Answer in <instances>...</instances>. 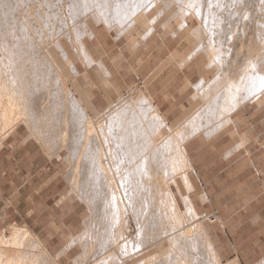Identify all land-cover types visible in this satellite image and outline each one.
<instances>
[{
	"label": "rangeland",
	"instance_id": "1",
	"mask_svg": "<svg viewBox=\"0 0 264 264\" xmlns=\"http://www.w3.org/2000/svg\"><path fill=\"white\" fill-rule=\"evenodd\" d=\"M68 1L72 2V0H0V52L2 51L0 55H4L2 57H5V53L8 52L6 54L7 56L10 52L9 50H6L5 52V47L2 46V43L5 44V42L2 41L7 40L10 41V44H12L11 40L13 42L16 39L14 35L18 34L17 30L15 29H19V26L23 24L24 26L22 27H24L27 36L30 39H33L32 41L34 42V44L35 41L37 42L35 44L36 46L34 45V47L36 48V61H34V63H36V66H38V62H40L41 65L38 67L35 66L36 68H32L31 63H29V65H31V69H34L33 71H31V69L27 65L28 62H26L27 64L25 63L24 65V67H27V69H25L23 65L22 68L20 67V73L24 74L23 77L25 78L22 80V82L24 84L26 83L24 85L26 87L17 85H15L14 87H10L21 91L20 94H16L19 95L20 98L15 95L14 98H11L12 102L11 100L9 101L10 98L8 99L7 97H5L7 95H5L4 92L5 90L8 91L7 88L9 87V85H7V87H0L2 89H0V109L2 110V112H4L2 107L9 104L6 102H10V104H13L12 107L14 108L16 107V104H18L20 108L16 107L17 110L20 109L21 111V108H23L21 113H19L20 111H17L20 115L15 112V110L10 111L8 114V111L12 109H9L6 114L4 112V115H2V113L0 114V139L3 135V138L0 140V168H5L9 173L1 180L0 186L2 190V196L5 199L6 207L9 205L12 197L14 198V196H16V194L13 196L14 190L23 185V188L20 190L19 195L15 199V201H18L19 203L18 209L20 211V214L8 208L5 210V215H0V249H5V256H8L5 258L7 259L12 257L13 259L11 260V262H13V264H148L154 263L155 261V264H165L166 262H168V257L163 254V252H167V254L169 255L171 253V255L169 256V260L171 261H169L170 264H184L183 262L186 260V264H198V256L196 255L199 249L198 246L201 243L202 239L203 241L205 239V243L206 239H209L207 240L209 241V244H206L211 246V250L209 251L211 256L206 255V259L208 261L210 260L209 262L206 261V263L211 262L229 264L232 261L237 260L238 264H256L261 261V259L264 258V84H262L264 80H261L262 83L259 82V87H254V89L258 88L257 90L255 89V92L253 91V93H255L256 95L252 94V91L249 93V91L245 90V87H243L245 83L243 81V76H245L246 73L253 72L252 65H255L254 57L258 52L255 46L256 44H258L259 31H256V33L255 30L251 26H249L250 24H247L248 22L246 24L245 22L242 23V18H240L242 16L239 17L240 20H238L237 22L231 21L232 26L230 25V22H225L228 20L223 19L225 20L224 23L220 24V22H215V19L212 21V17H209L207 18L209 21L206 18H203L205 21L207 20V23L202 19L204 21L202 23L203 27H210V25L219 24L221 28L223 27L225 30H227L226 32L229 33L225 32L227 35H225L224 38L220 36L216 39L215 37L217 36L212 38L205 32V35L207 34L206 36L203 33L200 34V31L198 29L200 25L198 22L200 21L196 15H193L195 14V10L192 9L193 7L191 6L190 2L188 3V0H162L164 1V3L160 1L154 7L150 6V2L148 3V1L150 0H142L144 5L146 2L148 3H146V5L148 7L150 6V10L147 8V6H145L144 8V5L142 6V4L139 3V5L141 4L139 7H143L144 9L140 8V11H142L140 12V14L142 13L143 16L140 14L136 15L135 17H142H137V19L134 17V15L136 14L135 12L137 8L139 9V7L134 6L138 5L137 3L140 1L133 3V1L135 0H132V2L129 0L130 2L128 1V4H136L132 7L130 6L131 4L128 5L126 3L127 7L130 6L128 9H124L126 7L124 5L127 0H123V2L122 0H118V2L116 3L115 1L117 0H109L108 2L107 0H100L102 4L100 1H96L98 4L100 3L99 7L102 6L103 8L104 6L105 8V11L104 8H100L99 12H97V8L99 7H96V2H89V4L93 5V7L88 6L87 2H81L82 4H80L79 2L77 5H75V8H72V4H70L71 2L69 3ZM224 1L225 0H223V2ZM48 2H51L52 4ZM249 2H251V0H249ZM252 2V5L249 3V6L251 8H254L256 7V4H262L263 0H253ZM108 3H110L111 6L115 5V10L114 6L111 7L110 5H108ZM118 3H121V8L117 6ZM224 3L227 4V2ZM244 3H246L245 0ZM201 6L205 8V5ZM7 7L10 8L11 14L5 19V8ZM66 7L67 10L65 9ZM108 8H111V11ZM194 8H198V5H194ZM131 9L136 10L132 11ZM159 9L160 13H158ZM162 9L164 10V12H162ZM69 10L71 13H69ZM72 10L73 12H75L74 14H77V16L73 14ZM90 10L92 11V14ZM83 11H85L86 14H84L85 12ZM95 11L99 14V16ZM103 11L104 14H102ZM113 11H115V14L113 13ZM138 11L139 10H137V12ZM109 12H111V14ZM105 13L106 15H108L106 16V18ZM93 14L95 16H93ZM84 15L85 17H83ZM109 15L113 16L110 17ZM115 15L118 16L116 17ZM102 16L104 17L102 18ZM22 17H25L26 19H23ZM31 17L33 18L31 19ZM94 17L98 21L94 22V20H96ZM152 17L154 19L156 18L157 22H153L154 20H152ZM99 19H101L102 22H99ZM113 19L114 21H112ZM107 20L109 23H111V25L107 24ZM126 20H128L129 22ZM15 21L18 22V24L20 23V21H22L23 23L19 25L17 24L15 26ZM244 21H246V19ZM114 22L116 24H114ZM181 24L182 26H180ZM238 24H240L241 27ZM5 25L8 27H17H13L15 28V34H13V31V33L10 32V40H8V34L5 35ZM126 25L128 27L124 29ZM131 25L133 26V28H136L133 30ZM149 26L150 28L152 27L151 29L154 31L148 28ZM111 27L112 29L114 27H119L120 29L117 28L118 30H112L110 29ZM188 27H190V29ZM128 29L130 30L129 33ZM148 29L151 31L148 32L149 34L151 33L150 35L146 33ZM26 30L28 31V33ZM124 30H127V34L123 33L125 32ZM194 31L196 32V34H194ZM251 32H255V35ZM117 34H120V36ZM121 34L125 35L122 36ZM142 34L144 35V37ZM239 34H241V36H239ZM194 35L198 37L196 38L194 37ZM135 36L136 39H134ZM244 36L247 39L246 41L244 38L240 39V37ZM5 37L8 38L6 39ZM12 37L13 39H15H11ZM225 37H227V39H225ZM253 37L255 40L253 39ZM140 38L141 40H139ZM200 38L205 40L201 41ZM248 38L251 39L249 40ZM220 39H222L223 41ZM79 40L81 41L79 42ZM138 40L141 43H139ZM197 40L200 42H198ZM211 40L212 42H214V45ZM216 40L218 42L222 41L223 44L221 46L223 49L221 48L222 50H215V53L213 55V52L211 53L208 50L210 49L209 47H214V49L217 48L219 43ZM252 40H254L255 42H253ZM136 41L137 44H135ZM215 42H217L218 45ZM80 43H83L85 49L82 45L81 49V47L79 46ZM200 43H202V45ZM56 44L60 45H58L60 47V50ZM204 44L206 46L205 48ZM206 44H209L210 46ZM200 45L201 49L199 48ZM227 45L229 47L226 49ZM78 46L80 48H78ZM207 46L208 52L205 51L207 49ZM80 49L84 52L87 51L86 53L87 55L89 54L88 56H90L91 59L87 57L86 58L89 59L90 63L85 58L86 53L80 51ZM195 50L198 51L197 55H193L196 54L194 53L196 52ZM36 51L40 54L37 55ZM223 51H225V54L227 51V53H231L227 54V56L225 54H222ZM216 52L218 54H216ZM210 53L211 56L209 55L208 57V54ZM44 54H47L45 55L46 59L44 58L45 61L43 60V58H40L38 61V58L43 57ZM188 54H192L193 58ZM221 54L228 57H224L227 60L221 58ZM48 56L49 60L47 59ZM219 57L225 62L220 60ZM186 59H188V63L185 62ZM182 61L185 62L184 65L182 64ZM48 62L50 63L48 64ZM213 62L215 66L213 65ZM221 62H224V64L226 63L225 65L223 64L225 67H222V69H220V66L222 65ZM41 63H43L44 65L42 66ZM101 63L109 72L108 76H106L104 72H102L103 70L100 66ZM209 64L210 67H208ZM211 65H213L214 67L212 68ZM247 65H250L251 67L248 69ZM2 67L3 71L5 69V72H7L5 66L3 65ZM217 67L219 68L217 69ZM23 69H25V73ZM246 69H248V71ZM216 71H218L219 74L218 72L216 73ZM254 71L255 72L253 73H256L258 72V69L254 67ZM5 72L3 75L4 78L2 77L4 80H6V78H8L9 76L8 73H6L5 76ZM42 72L45 74H43ZM110 72L112 73V76H110ZM26 74L27 77H29V81L28 79L26 80ZM215 74L216 77H214ZM218 75L219 77H217ZM220 75L222 77L224 76L225 81H223L226 84L222 81V77ZM220 77L221 79H219ZM21 79L22 77L19 80ZM235 79H238L236 83L233 82ZM217 80L219 81L218 84L220 83L219 86L216 84ZM195 82L197 83L198 87H202H199V89L196 88L197 85ZM204 82L207 83L208 86ZM214 82L216 83L214 84ZM222 82L225 85H223ZM212 83L214 84L213 86H211ZM5 84L7 83L5 82L4 86ZM221 85L222 87L219 89H221L222 93L219 92V89H217ZM230 85L232 87H230ZM203 87L206 89H209L210 87L211 91H209L210 89H205V91L207 92L204 91L203 93V91H201V89H204ZM236 87L237 89H235ZM222 88L225 91L222 90ZM259 88L261 90L263 88V90L261 91ZM22 89L23 91H25V94ZM254 89L252 88V90ZM68 90L71 93L70 96ZM242 90L244 91L242 92ZM212 91L215 93V97L217 96L216 99L213 98L214 93ZM217 91L220 93V97L225 94L223 95V97H221V100ZM232 91L233 93L234 91L236 93L232 94ZM246 91L252 96V98L249 95V97L246 96ZM66 92L68 94H66ZM256 92H258L259 96ZM205 93L208 94L206 95ZM228 93L232 95L230 96ZM202 94L206 97H204ZM244 95L245 99L246 97L250 99H248V102L240 99V97L242 98V96L244 97ZM202 96L205 99L202 98ZM226 96H229L228 100L226 99ZM71 97L72 99H70ZM255 97L258 99H256ZM75 99H79V101H73ZM149 99L152 102L149 101ZM208 99L210 100V102ZM222 99L224 102L222 101ZM146 100L151 103L154 111H158L157 114L159 113L158 115H161L162 119L164 117L161 124L162 127H160V124H156L153 122V119L150 116V110H152V108H150V106L148 108L149 102L145 103L147 102ZM206 100L211 105V108L209 105H207V102H205V105H207V107L203 105L204 101ZM213 100L214 102H216L214 103ZM218 100L220 101V104H217ZM238 100H240V103L241 101H243L244 103L242 102V105L239 102L234 103V101ZM236 103L238 105H236ZM23 104L26 107H23ZM71 104L74 105L72 106ZM220 105H222L223 108H221L223 110L219 107ZM10 106L11 105H8V107ZM75 106H77L79 110ZM231 106L233 107L231 108ZM129 107L134 110L132 114L131 112H128ZM202 107L203 111L208 112L204 113L202 111ZM83 109L84 111H82ZM213 109L215 112H212ZM233 109L234 111L232 112ZM77 110L79 115L77 114ZM103 111L106 112L104 113ZM121 111L123 115H121ZM209 111H211L212 113ZM217 111L218 113H216ZM226 111L228 112L227 116L230 118L229 123L226 126L219 128L220 131L216 133L213 132V134L211 135L210 132L215 131L217 126H219V124L223 122L224 119L222 118L226 116ZM136 112L139 113V115H137ZM201 112L204 113H202V116ZM114 113H118L119 115L117 114V116L119 117L120 115L124 116L125 123H123L122 125L120 123V126L122 127L121 129L124 130H120L118 124L116 123V125L114 126L115 130H112L114 131V135H108V143L111 144L109 145L107 143V146L109 145L111 148L108 149V147L106 146V142H104V139L102 137H104L105 133H107L104 129L109 127V122L111 120L109 119V117H111ZM207 115L209 116L207 117ZM215 115L217 117H215ZM139 116L143 118V121ZM144 116L148 120L144 118ZM196 116L197 118L195 119L194 117ZM198 116L201 120L198 118ZM128 117L133 118L128 119ZM5 118L8 120H6ZM75 119H77L80 123ZM95 119L96 121H94ZM150 119H152L151 122ZM192 119L195 120L192 121ZM210 119H214L211 122L212 125H214V130L211 127L212 125L210 124ZM196 120L197 123H195ZM199 120L201 122H199ZM217 121H219L220 123H217ZM142 122L144 124H141ZM133 123L134 125H132ZM204 123H206L207 127ZM208 123L209 125H207ZM75 124H77V127H74ZM191 124L192 126H189ZM71 125L74 126L71 127ZM105 125H107V127ZM151 125L153 126V128L151 127ZM203 126L205 127L203 128ZM127 127L128 129L130 128V130H128ZM137 127H139V129ZM146 127H148V130L145 129ZM154 127L156 128V130ZM200 127H202L203 129ZM187 128L190 129L188 130ZM150 129L152 130V132L150 131L152 134L149 132ZM206 129L209 131H205ZM200 130L204 131L202 132ZM87 131H89L90 136L88 135ZM120 131L124 132L125 134ZM181 131L183 132V135L187 134L186 136L192 133H199L196 136L193 135V137L185 143V147L188 151L187 159L190 160V169L189 166H186V168H188L185 169L184 167V171L182 168L185 165L183 163V160H185L186 155L183 156V150H178V146H176L179 142H181L183 138H185V136L182 135ZM172 132L174 136L172 135ZM96 133L99 134L96 135ZM118 133L121 134V137H123L124 139L126 138L132 141H139L144 149H146L147 146L145 143L146 141L150 142L153 140L154 146L157 142L163 140V144L165 142L164 147L167 148H165V153L170 151V160H168V164L166 163V166L168 167L166 168L165 166L168 172L166 169H163V174H160L161 178L163 177V180L165 174L169 177H166L164 186L162 185V194H160L161 199H159V202H163L162 204H168L171 208V213L170 211L167 212V210L163 209L164 213H162L163 215H161L160 212H158L157 207L155 206H153L154 209H152L151 207L153 211L151 209H148L149 215L147 217V220H150L149 218H151V220L146 221V224H141L143 223L144 219L146 220V217H143L142 221L140 219L139 222H137L141 225L142 228H147L142 229L139 225V227L143 231H145L146 234H144L145 232H143L142 230V233L140 230L136 231L138 228V224L136 223L135 219H137V217H135L133 213H139V210L135 208V205L133 206L134 208H132L133 210L131 209L133 201L130 200L131 198H129V196H132L129 192V188L132 187V185L123 176L124 171H126L125 167L121 168L123 167L121 165L128 166V163L122 162L121 164L120 162L113 159V155L116 151L112 150H114L113 148L116 145L112 144V140H114V138L116 137L115 134L117 135ZM149 134H151L150 136H152V140L151 137H148ZM207 134H210L209 137ZM75 135L79 136V138ZM131 135L132 137L130 138ZM96 136L98 137V139ZM170 137L172 138L171 140ZM109 138L111 139V142ZM148 138L150 140H148ZM86 140L88 141L86 142ZM103 145L106 146L107 151L106 149H104L105 146L103 147ZM91 163L94 165L95 163H98L100 169L98 171L99 174L101 173L99 175L98 185L90 183V181L88 182V184L85 183L87 181V178L92 180L90 176V170L92 168ZM180 164L182 166H180ZM194 165L199 172L198 177L194 173ZM183 172H186L190 177L192 182V190H190V188L186 189L187 186L184 184L182 176H179L182 175ZM172 174L173 178L171 177ZM66 176L68 179L66 178ZM10 181L13 182L11 183ZM99 185L101 188L99 187ZM204 187L207 189L206 193L203 190ZM90 188H92V190ZM93 188H97V190H100V192L94 191ZM167 193H169L170 195ZM100 194L105 197V199H103ZM171 194L176 203V207L174 206V201L171 198ZM202 194H204V196ZM85 195H87V197ZM90 195H95L98 197L93 199ZM115 195L116 197L119 196V198H116L117 200L115 199L118 202H116L113 198L115 197ZM186 195H189L192 199L197 214L193 209V205H190L189 201L185 198ZM165 199H167L168 202L165 203ZM185 201H187L188 203H186ZM103 202H106V204ZM117 203L119 205H117ZM188 204L190 205V207H192V210H190ZM126 205L128 206V208ZM115 207H118V209ZM149 210H151L152 212H150ZM129 211L131 212L129 213ZM188 211L189 213H191V211L192 213L194 212L193 215L189 214ZM173 212H176L177 215ZM179 214L183 218H181ZM163 218L167 219L163 220ZM176 218H178L177 220L179 222L176 220ZM181 219H183V221ZM162 221L166 222L163 224ZM193 221L195 222V224ZM176 225H178L179 228H177ZM161 226H163L162 229ZM179 229L180 233L178 234ZM183 231H185V233L188 235H184L185 233ZM196 231L198 232L197 235ZM201 231L204 233H202ZM170 232L172 234H170ZM175 232L177 233L174 235ZM189 232L191 235L189 234ZM200 233L203 234V237L205 236L207 238L198 236V234ZM139 235L142 237L146 236V239L145 237H139ZM178 235H180V237ZM172 236L173 238H171ZM189 236L192 237L189 238ZM200 237L202 238L201 240H199ZM172 239L174 241H172ZM195 239H197V241H195ZM159 244L161 247L159 246ZM257 244L259 245L257 246ZM175 249L177 252L174 251ZM168 250H171V252H168ZM193 250L196 251L194 252ZM213 251L215 253V258L218 259H214ZM179 252H181V254ZM172 254L174 255V257H171ZM208 256H210L212 260ZM163 257L164 259H162ZM182 258H185L186 260ZM157 259H159L158 262ZM11 262L10 264H12Z\"/></svg>",
	"mask_w": 264,
	"mask_h": 264
},
{
	"label": "bare ground",
	"instance_id": "2",
	"mask_svg": "<svg viewBox=\"0 0 264 264\" xmlns=\"http://www.w3.org/2000/svg\"><path fill=\"white\" fill-rule=\"evenodd\" d=\"M49 1V0H48ZM51 1V0H50ZM96 1H100V0H72V2L71 1H68L70 4H72V8H75V5H77L79 2H80V4H82L83 2H87L88 3V6H91V7H93V5H90L89 4V2H96ZM102 1V0H101ZM100 1V2H101ZM104 1V0H103ZM109 0H107V2H108ZM112 1V0H111ZM115 1V0H114ZM113 1V2H114ZM128 1L129 0H127L126 2H125V5L124 6H126V3L128 4ZM131 2H132V0H130ZM129 1V2H130ZM138 1H140V2H138ZM142 0H135V1H133V3L134 2H138L137 4L138 5H136V6H134L135 4H131V3H129V4H131L130 6H134V7H139L141 4H142V6L144 5L143 4V1L141 2ZM146 1H148V0H146ZM145 1V2H146ZM160 1H162V0H150V1H148V3L150 2V6L151 7H154V6H156L157 4H158V2H160ZM246 1V3H244V0H225L224 2H227V4H225L224 2H223V0H188V3L190 2L191 3V6L193 7L192 9H194L195 10V14H193L194 16L196 15L197 16V18L199 19V21L200 22H198L200 25H199V27H198V29H199V31H200V34H204L205 35V33H207L208 35H210L212 38L213 37H215V36H217V37H215V39L216 38H219L220 36H222L223 38H224V36L225 35H227L226 33H229V32H226L227 30H225L223 27L221 28L220 26H219V24L218 25H216V24H214V25H210V27H203V22L205 21L204 19L206 18H209V17H212V21L215 19L216 21L215 22H220V24L221 23H224V21L225 20H228V21H225V22H230V25H231V21H233V22H237L238 20H240L239 19V17L240 16H242V17H240V18H242V23H244L245 22V24L247 23L249 26H251L254 30H255V32L257 31H259V35H258V44H256V49L258 50V52H257V54L255 55V57H254V59H255V65H252V69H253V72H255L254 71V67L255 68H257L258 69V72H256V73H251V72H249V73H246V75L245 76H243L244 77V82H241V83H244V85H243V87H245V90H247V91H249V93L252 91V94H255V93H253V91L255 92L256 90L254 89V87H259V82H261L262 83V81L264 80L263 79V77H264V0H263V3L261 4H256V7H250L249 5L251 4V2L253 1V0H251V2H249V0H245ZM260 1V0H259ZM75 2H77V3H74ZM82 2V3H81ZM106 2V3H107ZM116 2H118V0L117 1H115V3ZM122 2H123V0H122ZM144 2V3H145ZM163 3H164V1H162ZM169 2V1H168ZM257 2V1H256ZM255 2V3H256ZM48 3H51V2H48ZM105 3V4H106ZM111 3V2H110ZM110 3H108V5H110ZM139 3H141L140 5H139ZM147 3V2H146ZM146 3H145V5H144V8H145V6H147L146 5ZM147 3V4H148ZM250 3V4H249ZM252 3H254V2H252ZM52 4V3H51ZM86 4V3H85ZM100 4V3H99ZM99 4L96 2V7H99ZM101 4H102V2H101ZM112 4V3H111ZM128 4V5H129ZM160 4V3H159ZM198 5V8H194V5ZM225 4V5H224ZM117 5V4H116ZM163 5V4H162ZM201 5H205V8H203ZM252 5V4H251ZM18 6V5H17ZM68 6V5H67ZM87 6V7H88ZM111 6V5H110ZM112 6H114V10H115V5H112ZM111 6V7H112ZM119 8H121L120 6H121V3L119 4L118 3V5H117ZM130 6H126L124 9H128ZM150 6L148 7L147 6V8L149 9L150 8ZM65 7V6H64ZM79 7V6H78ZM161 7V6H160ZM164 7V6H163ZM165 7H167V6H165ZM180 7V6H179ZM178 7V8H179ZM186 7H187V5H186ZM190 7V6H189ZM29 8V7H28ZM89 8V7H88ZM100 8H102V6L101 7H99V8H97L98 10H97V12H99V10H100ZM103 8H104V6H103ZM102 8V9H103ZM140 8H143V7H139V9L137 8V10H139L138 12H137V10L136 9H134V10H136V14L134 15V17L136 16V15H139L140 14V12H142V11H140ZM143 8V9H144ZM146 8V9H147ZM170 8V7H169ZM177 8V9H178ZM203 8V9H202ZM30 9V8H29ZM51 9V8H50ZM66 10H67V7L65 8ZM69 9V8H68ZM85 9H86V7H85ZM84 9V10H85ZM90 9V8H89ZM88 9V10H89ZM95 9V8H94ZM108 9H110V11H111V8H108ZM118 9V8H117ZM145 9V10H146ZM164 9V8H163ZM162 9V10H163ZM38 10V9H37ZM91 10H92V8H91ZM90 10V11H91ZM121 10V9H120ZM119 10V11H120ZM132 10V9H131ZM131 10H129V11H131ZM134 10H132V11H134ZM144 10V11H145ZM150 10V9H149ZM168 10V9H167ZM180 10H181V8H180ZM183 10V9H182ZM78 11V10H77ZM94 11V10H93ZM104 11H105V8H104ZM104 11H103V13L102 14H104ZM143 11V12H144ZM18 12V11H17ZM72 12H73V10H72ZM80 12V11H79ZM83 12H85V11H83ZM88 12V11H87ZM96 12V11H95ZM96 12V13H97ZM115 11H113V13H114ZM128 12V11H127ZM162 12H164V10L162 11ZM172 12V11H171ZM170 12V13H171ZM182 12V11H181ZM28 13V12H27ZM69 13H71L70 12V10H69ZM75 12H73V14H74ZM78 13V12H77ZM90 13V12H89ZM88 13V14H89ZM110 14H111V12H109ZM125 13V12H124ZM124 13H123V15H124ZM158 13H160V9H159V12ZM184 13V12H183ZM11 14V11H10V8H5V19L9 16ZM21 14V13H20ZM40 14V13H39ZM82 14V13H81ZM84 14H86V12L84 13ZM91 14H92V11H91ZM95 14V13H94ZM93 14V16H95ZM98 14V13H97ZM101 14V13H100ZM115 14V13H114ZM113 14V15H114ZM118 14V13H117ZM120 14V13H119ZM128 14V13H127ZM144 14V13H143ZM22 15V14H21ZM29 15V14H28ZM75 16H77V14H74ZM112 15V16H113ZM126 15V14H125ZM140 15H142V13L140 14ZM164 15V14H163ZM165 15H166V13H165ZM177 15V14H176ZM188 15V14H187ZM18 16V15H17ZM16 16V17H17ZM20 16V15H19ZM33 16V15H32ZM37 16V15H36ZM71 16V15H70ZM92 16V17H93ZM97 16V15H96ZM98 16H99V14H98ZM106 16H108V15H106V13H105V18H106ZM110 17H112L111 15H109ZM116 17L118 16V15H115ZM121 16V15H120ZM130 16H131V14H130ZM143 16V15H142ZM156 16V15H155ZM180 16H181V14H180ZM34 17V16H33ZM33 17H31V19L33 18ZM42 17H43V15H42ZM73 17V16H72ZM83 17H85V15L83 16ZM104 16H102V18H103ZM127 17V16H126ZM137 17H140V16H137ZM137 17H135L136 19H137ZM145 17V16H144ZM167 17V16H166ZM165 17V18H166ZM190 17V16H189ZM193 17V16H192ZM20 18V17H19ZM18 18V19H19ZM23 18V17H22ZM76 18V17H75ZM95 18V17H94ZM98 18V17H97ZM100 18V17H99ZM101 18V19H102ZM104 18V19H105ZM114 18V17H113ZM121 18H123V17H121ZM129 18V17H128ZM140 18H142V17H140ZM139 18V19H140ZM153 18V17H152ZM180 18V17H179ZM183 18V17H182ZM204 18V19H203ZM23 19H26L25 17L23 18ZM35 19V18H34ZM33 19V20H34ZM96 19V18H95ZM101 19H99L100 21L99 22H102L101 21ZM109 19V18H108ZM119 19V18H118ZM123 19H125V18H123ZM132 19V18H131ZM134 19V18H133ZM147 19V18H146ZM145 19V20H146ZM161 19V18H160ZM197 19V20H198ZM204 21H203V20ZM223 19H225V20H223ZM246 19V21H244ZM16 20V19H15ZM22 20V19H21ZM28 20V19H27ZM26 20V21H27ZM32 20V21H33ZM111 20V19H110ZM152 20H154L153 22H155L156 21V18L154 19H152ZM159 20V19H158ZM182 20V19H181ZM208 20V19H207ZM207 20L205 21L206 23H207ZM25 21V22H26ZM31 21V22H32ZM71 21V20H70ZM81 21V20H80ZM95 21H98L97 19L96 20H94V22ZM112 21H114V19L112 20ZM122 21V20H121ZM126 21H128V20H126ZM126 21H124V22H126ZM133 21V20H132ZM132 21H130V22H132ZM209 21V20H208ZM210 21H211V19H210ZM16 22V21H15ZM116 22V21H115ZM114 22V24H116ZM129 22V21H128ZM128 22H126V23H128ZM134 22V21H133ZM140 22V21H139ZM138 22V23H139ZM157 22V21H156ZM214 22V23H215ZM23 22L22 21H20V23L19 24H22ZM97 23V22H96ZM135 23V22H134ZM209 23V22H208ZM211 23H213V22H211ZM240 23V22H239ZM10 24V23H9ZM15 24V23H14ZM18 24V22H16V24H15V26ZM18 24V25H19ZM105 24H106V22H105ZM107 24H109V25H111V23H109L108 22V20H107ZM136 24V23H135ZM135 24H134V26H135ZM141 24V23H140ZM205 24V23H204ZM226 24V23H225ZM233 24V23H232ZM236 24V23H235ZM79 25H80V23H79ZM164 25H166V24H164ZM207 25V24H206ZM239 26H240V24H238ZM6 26V25H5ZM15 26H13V27H15ZM22 26H24L23 24L22 25H20L19 26V29H15V28H17V27H15V28H13V27H8V26H6L5 27V35H7L8 34V36H9V38L8 37H5L6 39L8 38V40H10V32H14V29L15 30H17V35L15 34L16 32H12L13 34H15L14 36L16 37V39L14 40L13 39V37L11 38V39H13L14 41L12 42V40H11V43L12 44H10V41H7V40H3L2 42H5V44L4 43H2V46H4L5 47V52H6V50H9L10 52H9V54L6 56V54L8 53V52H6L5 53V57H2V56H4V55H0V87L2 88V87H7V85H9V87L7 88L8 89V91H4L5 92V95H7V96H5V97H7L8 99H9V101L11 100V102H12V99L11 98H14V96L16 95V94H20V90H17V89H15V88H10V87H14L15 85H17V86H24L25 84L22 82V80L23 79H25L24 77H23V75L24 74H21L20 73V67L22 68V65H23V67H24V65H25V63L26 62H28V66H29V68L31 69V65H32V68H34L37 64L36 63H34V61H36V55H35V50H36V48L34 47V45L37 43L36 41H35V44H34V42L32 41L33 39H30L28 36H27V34H26V32H25V30H24V27H22ZM31 26V25H30ZM41 26V25H40ZM105 26V25H104ZM128 26H129V24H128ZM127 25L125 26V28L124 29H126L127 27H128ZM132 26V25H131ZM130 26V27H131ZM180 26H182V24L180 25ZM198 26V25H197ZM232 26V25H231ZM249 26H248V28H249ZM67 27H68V25H67ZM106 27V26H105ZM108 27V26H107ZM124 27V26H123ZM166 27V26H165ZM164 27V28H165ZM170 27V26H169ZM241 27V26H240ZM37 28H39V27H37ZM117 28H119V27H114L113 29H116V30H118ZM121 28H122V26H121ZM136 28V27H135ZM135 28H133V26H132V29L134 30ZM148 28H150V26L148 27ZM152 28V27H151ZM150 28V29H151ZM189 29H190V27H188ZM50 29V28H49ZM74 29V28H73ZM110 29H112V27L110 28ZM112 29V30H113ZM120 29V28H119ZM131 29V28H130ZM154 29V28H153ZM170 29V28H169ZM193 29V28H192ZM224 29V30H223ZM152 30V29H151ZM206 30V31H205ZM207 30H208V32H207ZM27 31V30H26ZM29 31H31V30H29ZM125 32H123V33H126V31L127 30H124ZM129 29H128V33H129ZM136 31V30H135ZM152 31H154V30H152ZM178 31V30H177ZM185 31V30H184ZM79 32V31H78ZM121 32V31H120ZM148 32H151L149 29H148V31L146 32V33H148ZM192 32V31H191ZM195 32V31H194ZM205 32V33H204ZM226 32V33H225ZM233 32V31H232ZM244 32H245V30H244ZM254 32V33H255ZM256 32V33H257ZM4 33V32H3ZM27 33H28V31H27ZM82 33V32H81ZM117 33H118V31H117ZM199 33V32H198ZM210 33V34H209ZM231 33V32H230ZM234 33H236V32H234ZM243 33V32H242ZM251 33H253V32H251ZM253 33V34H254ZM89 34V33H88ZM116 34V33H115ZM127 34V33H126ZM149 34V33H148ZM151 34V33H150ZM149 34V35H150ZM194 34H196V32L194 33ZM206 34V35H207ZM232 34V33H231ZM252 34V35H253ZM1 35V34H0ZM31 35V34H30ZM62 35V34H61ZM80 35V34H79ZM117 35H119L120 36V34H117ZM122 36H124L125 34H121ZM129 35V34H128ZM140 35V34H139ZM143 35V34H142ZM147 35V34H146ZM205 35V36H206ZM237 35V34H236ZM255 35V34H254ZM49 36V35H48ZM148 36V35H147ZM201 36H203V35H201ZM228 36H229V34H228ZM239 36H241V34H239ZM250 36V35H249ZM257 36V35H256ZM31 37V36H30ZM34 37V36H33ZM79 37V36H78ZM93 37V36H92ZM137 37H138V35H137ZM140 37V36H139ZM142 37V36H141ZM143 37H144V35H143ZM191 37H192V35H191ZM194 37H196L195 35H194ZM198 37V36H197ZM196 37V38H197ZM41 38V37H40ZM72 38V37H71ZM131 38V37H130ZM146 38V37H145ZM145 38H143V39H145ZM189 38V37H188ZM196 38H195V40H196ZM211 38V39H212ZM230 38H231V35H230ZM241 38H244L245 39V41L247 40L246 38H245V36L244 37H240V39ZM4 39V38H3ZM79 39V38H78ZM134 39H136V36L134 37ZM201 39V38H200ZM225 39H227V37H225ZM239 39V38H238ZM249 39V38H248ZM251 39V38H250ZM249 39V40H250ZM253 39H254V37H253ZM257 39V38H256ZM2 40V39H1ZM35 40V39H34ZM139 40H141V38L139 39ZM139 40H138V42H139ZM194 40V39H193ZM199 40V39H198ZM197 40V41H198ZM205 40V39H204ZM203 39H201V41H204ZM214 40V39H213ZM217 40H219V39H217ZM216 40V41H217ZM220 40H222V39H220ZM229 40V39H228ZM255 40V39H254ZM254 40H252L253 42H255ZM43 41V40H42ZM77 41V40H76ZM81 40H79V42H80ZM116 41V40H115ZM131 41V40H130ZM223 41V40H222ZM222 41L221 42H218L219 43V45L217 44V42H215L217 45V48H215L214 49V47H209L210 49L208 50V46H207V49L205 50V51H209V52H213V55H214V53H215V50H222L223 48H222ZM226 41V40H225ZM234 41V40H233ZM236 41V40H235ZM238 41H240V40H238ZM198 42H200V41H198ZM211 42H212V40H211ZM210 42V43H211ZM249 42V41H248ZM58 43V42H57ZM70 43V42H69ZM75 43V42H74ZM73 43V44H74ZM133 43V42H132ZM135 43V42H134ZM139 43H141V42H139ZM138 43V44H139ZM213 43V45H214V42H212ZM233 43V42H232ZM4 44V45H3ZM9 44V45H8ZM135 44H137V41H136V43ZM195 44V43H194ZM201 45H202V43H200ZM38 45H40V44H38ZM57 45V44H56ZM59 45V44H58ZM57 45V46H58ZM81 45L83 46V43L81 44L80 43V47H81ZM196 45H197V42H196ZM199 45V44H198ZM201 45H200V49H201ZM206 45H209V44H206ZM225 45V44H224ZM231 45V44H230ZM36 46V45H35ZM60 46V45H59ZM58 46V48H59V50H60V47ZM78 46V48H80ZM210 46V45H209ZM3 47V48H4ZM40 47V46H39ZM132 47V46H131ZM196 47V46H195ZM206 46H205V44H204V48H205ZM229 46L227 45V47H226V49L228 48ZM35 48V49H34ZM83 48L85 49V47L83 46ZM203 48V49H204ZM222 48V49H221ZM40 49V48H39ZM46 49V48H45ZM81 49H82V47H81ZM80 49V51H83V50H81ZM132 49V48H131ZM200 49H197V50H200ZM3 50V51H4ZM37 50H38V48H37ZM61 50H62V48H61ZM197 50H195L196 52H194V53H196V54H193V55H197V53H198V51ZM79 51V50H78ZM79 51V52H80ZM207 51V52H208ZM62 52V51H61ZM84 52V51H83ZM87 52V51H86ZM86 52H84V53H86ZM193 52V51H192ZM206 52V53H207ZM225 51H223V53L222 54H225L224 53ZM228 52V51H227ZM226 52V54L225 55H227V54H229V53H231V52H229V53H227ZM0 53H2V51L0 52ZM36 53H37V55L38 54H40V53H38L37 51H36ZM47 53V52H46ZM63 53V52H62ZM82 53V52H81ZM83 53V54H84ZM211 53L210 54H208V57H209V55L211 56ZM64 54V53H63ZM62 54V55H63ZM216 54H218L217 52H216ZM221 54V58H228V57H226L225 55L223 56ZM45 55H47V54H44L43 55V57H39L38 58V61H39V59L40 58H43V60H44V58L46 59V56ZM78 55H80V54H78ZM89 55V54H88ZM87 55V53H86V56H85V58L87 57V58H90L91 59V57L90 56H88ZM188 55H190V54H188ZM42 56V55H41ZM190 56H192V54L190 55ZM216 56V55H215ZM228 56V55H227ZM80 57V56H79ZM214 57V56H213ZM84 58V59H85ZM86 58V59H87ZM189 58V57H188ZM191 58V57H190ZM192 58H193V56H192ZM191 58V59H192ZM224 58V60H227V59H225ZM48 60H49V56H48V58H47ZM51 59V58H50ZM190 59V60H191ZM215 59V58H214ZM219 59H220V57H219ZM253 59V58H252ZM52 60V59H51ZM88 61H89V59H87ZM185 60V59H184ZM189 60V61H190ZM209 60H210V58H209ZM220 60H222V61H224L223 59H220ZM248 60V59H247ZM45 61V60H44ZM92 61V60H91ZM188 61V59H186V61L185 62H187ZM52 62V61H51ZM84 62V61H83ZM100 62V61H99ZM98 62V63H99ZM225 62V61H224ZM224 62L222 63L221 62V64L223 65L224 64ZM249 62V61H248ZM252 62V61H251ZM29 63H31V65H29ZM39 63V65L38 66H41L40 65V62H38ZM50 62H48V64H49ZM89 63H90V61H89ZM182 63H183V61H182ZM188 63V62H187ZM208 63H209V61H208ZM212 63V62H211ZM42 64V66L44 65L43 63H41ZM56 64V63H55ZM70 64V63H69ZM183 64H185V63H183ZM226 64V63H225ZM224 64V65H225ZM249 64V63H248ZM252 64V63H251ZM250 64V65H251ZM5 66V68H6V71L7 72H5V69H4V71H3V67L2 66ZM26 65V66H27ZM45 65H46V63H45ZM52 65V64H51ZM89 65V64H88ZM102 65V64H101ZM208 65V64H207ZM213 65H214V62H213ZM213 65H211L212 66V68L215 66H213ZM217 65H218V60H217ZM220 65V64H219ZM220 66L221 68L220 69H222V67H225L224 65L223 66ZM250 65H247V68L249 69L251 66ZM38 66H36V67H38ZM70 66H72V65H70ZM99 66V65H98ZM180 66H181V64H180ZM228 66H229V64H228ZM35 67V68H36ZM53 67V66H52ZM90 67V66H89ZM100 67V66H99ZM208 67H210V64H209V66ZM25 68V67H24ZM101 68H104L105 69V67H101ZM101 68H100V70H101ZM181 68V67H180ZM219 67H217V69H218ZM227 68V67H226ZM230 68V67H229ZM25 69H27V67L25 68ZM25 69H23V71L25 70ZM30 69H28V70H30ZM53 69V68H52ZM52 69H51V71H52ZM248 69H246L247 71H248ZM14 70V71H13ZM34 70V69H33ZM32 69H31V71H33ZM38 70V69H37ZM44 70V69H43ZM57 70V69H56ZM103 70V69H102ZM30 71V72H31ZM39 71V70H38ZM59 71V70H58ZM221 71H225V70H221ZM229 71V70H228ZM4 72H5V76H6V73H8L9 74V76H8V78H6V80H4L3 78H4ZM22 72V71H21ZM29 72V73H30ZM35 72H36V70H35ZM55 72H57V71H55ZM102 72H104V71H102ZM101 72V73H102ZM218 71H216V73H217ZM235 72V71H234ZM24 73H25V71H24ZM33 73V72H32ZM43 73V72H42ZM106 72H104V74H105ZM230 73V72H229ZM232 73V72H231ZM242 73V72H241ZM21 74V75H20ZM43 74H45V73H43ZM43 74H42V77H43ZM56 74V73H55ZM103 74V73H102ZM218 74H219V72H218ZM31 75V74H30ZM47 75H48V73H47ZM58 75V74H57ZM106 75H107V73H106ZM109 75V74H108ZM29 76V75H28ZM221 76V75H220ZM3 77V78H2ZM22 77V79L21 80H19L20 78ZM25 77H27V74H26V76ZM59 77V76H58ZM214 77H216V74H215V76ZM217 77H219V75L217 76ZM222 77V76H221ZM221 77L219 78V79H221ZM29 77H27L26 78V80L28 79ZM32 78H33V76H32ZM236 78V77H235ZM237 78H238V76H237ZM31 79V78H30ZM45 79V78H44ZM57 79V78H56ZM104 79V78H103ZM234 79V78H233ZM107 80V79H106ZM199 80V79H198ZM224 80V76L222 77V81ZM238 80V79H237ZM236 79L233 81L234 83H236V81H237ZM262 80V81H261ZM7 83V84H5V86H4V83L5 82ZM20 81V82H19ZM25 81V80H24ZM28 81H29V79H28ZM47 81V80H46ZM61 81V80H60ZM205 81V80H204ZM225 81V80H224ZM223 81V82H224ZM53 82V81H52ZM103 82V81H102ZM199 82V81H198ZM207 82V81H206ZM217 82V83H216ZM216 82H214V84L216 83L218 86H219V84H218V80L216 81ZM223 82H222V84H223ZM227 82V81H226ZM34 83V82H33ZM196 83V82H195ZM201 83V82H200ZM205 83V82H204ZM209 83V82H208ZM225 83V82H224ZM228 83V82H227ZM233 83V84H234ZM256 83H257V85H256ZM44 84V83H43ZM50 84V83H49ZM205 84H207V83H205ZM213 83H212V85L211 84H209V85H211V86H213L214 85ZM226 84V83H225ZM225 84H223V85H225ZM231 84V83H230ZM259 84V85H258ZM262 84H264V82L262 83ZM261 84V85H262ZM45 85V84H44ZM43 85V86H44ZM196 85H197V83H196ZM195 85V86H196ZM202 85H203V83H202ZM238 85H239V82H238ZM237 85V86H238ZM241 85V84H240ZM256 85V86H255ZM31 86V85H30ZM42 86V87H43ZM55 86V85H54ZM194 86V85H193ZM207 86H208V84H207ZM210 86V87H211ZM216 86V85H215ZM22 87H20V88H22ZM24 87H26V86H24ZM200 87V86H199ZM199 87H198V85H197V87L196 88H198L199 89ZM202 87V86H201ZM200 87V88H201ZM205 87V86H204ZM203 87V88H204ZM209 87V91H211V88ZM222 87V85L220 86V87H218L217 89H219V88H221ZM230 87H232L231 85H230ZM263 87V86H262ZM0 88V89H1ZM16 88H18V87H16ZM29 88V87H28ZM33 88V87H32ZM61 88V87H60ZM195 88V89H196ZM234 88V87H233ZM241 88V87H240ZM252 88L254 89V90H252ZM6 89V88H5ZM46 89V88H45ZM50 89V88H49ZM52 89V88H51ZM205 89L206 88H204L203 90L201 89V91H203V93H204V91H205ZM206 89V90H207ZM213 89V88H212ZM235 89H237V87L235 88ZM235 89H232V90H235ZM260 89V88H259ZM2 90V89H1ZM4 90V89H3ZM40 90V89H39ZM47 90V89H46ZM220 91L219 92H221V89H219ZM222 90H224L223 88H222ZM261 90V89H260ZM262 90H263V88H262ZM261 90V91H262ZM22 91H23V89H22ZM198 91V90H197ZM200 91V92H201ZM225 91V90H224ZM228 91H229V89H228ZM244 90H242V92H243ZM247 91L245 92V94L247 93ZM24 92V94H25V91H23ZM33 92V91H32ZM48 92V91H47ZM68 92H69V90H68ZM200 92H199V94H200ZM205 92H207V91H205ZM213 92V91H212ZM218 92V91H217ZM218 92V93H219ZM226 92H227V90H226ZM225 92V93H226ZM231 92V91H230ZM241 92V93H242ZM258 92H260V91H258ZM258 92H256L257 94H258ZM15 93V94H14ZM41 93V92H40ZM214 93V92H213ZM212 93V94H213ZM222 93V92H221ZM224 93V92H223ZM234 93H236L235 91H234ZM233 93V91H232V94H234ZM238 93V92H237ZM23 94V93H22ZM37 94H38V92H37ZM66 94H68L67 92H66ZM70 92H69V96H70ZM73 94V93H72ZM195 94V93H194ZM206 94V93H205ZM208 94V93H207ZM206 94V95H207ZM229 94V93H228ZM227 94V95H228ZM231 94V95H232ZM239 94H240V92H239ZM65 95V94H64ZM143 95V94H142ZM196 95V94H195ZM203 95V94H202ZM209 95H210V93H209ZM214 95V97L213 98H217V96L215 97V93L213 94ZM217 95V94H216ZM222 95V94H221ZM223 95H225V94H223ZM223 95L221 96V97H223ZM230 95V94H229ZM230 95V96H231ZM242 95V94H241ZM250 96L251 98H252V96L250 95V94H248L247 93V95L246 96ZM256 95V94H255ZM261 95V94H260ZM263 95V94H262ZM17 97H19V95H16ZM36 96H38V95H36ZM67 96V95H66ZM73 96V95H72ZM138 96V95H137ZM204 96V95H203ZM202 96V98H204V97H206V96H204L203 97ZM238 96V95H237ZM248 96V97H249ZM258 96H259V94H258ZM41 97V96H40ZM143 97H144V95H143ZM219 97H220V93H219ZM221 97H220V100H221ZM227 98V100H228V97L229 96H226ZM257 97V96H256ZM255 97V98H256ZM6 98V99H7ZM16 98V97H15ZM20 98V97H19ZM25 98V97H24ZM24 98H23V100H24ZM38 98V97H37ZM145 98V97H144ZM143 98V99H144ZM147 98V97H146ZM225 98V97H224ZM236 98V97H235ZM2 99V98H1ZM22 99V98H21ZM70 99H72V97L70 98ZM73 99H74V97H73ZM135 99H137V98H135ZM140 99V98H139ZM205 99V98H204ZM210 99H211V97H210ZM214 99V100H215ZM234 99V98H233ZM240 99H242L243 101H245V102H248V99L249 98H247L246 97V99H245V95H244V97L242 96V98L240 97ZM256 99H258V98H256ZM255 99V100H256ZM27 100V99H26ZM59 100V99H58ZM66 100V99H65ZM64 100V101H65ZM77 100L79 101V99H75V100H73V101H75V102H77ZM141 100V99H140ZM209 100V99H208ZM214 100H213V102H214ZM225 100V99H224ZM226 100V101H227ZM229 100H231V99H229ZM236 100V99H235ZM250 100V99H249ZM20 101V100H19ZM41 101V100H40ZM142 101V100H141ZM147 101V100H146ZM149 101H151L150 99H149ZM149 101H147V102H145V103H148ZM222 101H223V99H222ZM240 100H238V101H234V103L235 102H239ZM243 101H241V103L243 102ZM252 101V100H251ZM130 102V101H129ZM129 102H128V104H129ZM132 102V101H131ZM152 102V101H151ZM205 102H207V100L206 101H204V103H203V105H205ZM209 102H210V100H209ZM216 102V101H215ZM214 102V103H215ZM220 101L218 100V103L217 104H220L219 103ZM224 102V101H223ZM6 103H9L8 105H11L10 107H8V105H3L4 107H2L3 108V111L5 112V114H6V112L9 110V109H12V110H9L8 111V114H9V112L10 111H14L15 110V112H17V111H20V109L19 110H17V108L16 107H19V105L18 104H16V107L14 108V107H12V105L13 104H10V102H6ZM71 103H73V102H71ZM79 103V102H78ZM133 103V102H132ZM208 103V102H207ZM206 103V104H207ZM227 103V102H226ZM225 103V104H226ZM236 103V105H238ZM240 103V102H239ZM240 103V104H241ZM244 103V102H243ZM70 104V103H69ZM224 104V103H223ZM231 104V103H230ZM240 104H239V107H240ZM24 105V104H23ZM72 105V104H71ZM74 105V104H73ZM72 105V106H73ZM80 105V104H79ZM135 105H137V104H135ZM207 105H209L210 106V108H211V105L208 103ZM207 105H205L206 107H207ZM242 105V104H241ZM15 106V105H14ZM64 106V105H63ZM81 106V105H80ZM111 106V105H110ZM121 106V105H120ZM126 106H127V104H126ZM149 106H150V108H152V110H150V112H151V117H152V119H153V122L154 123H158V124H160V127H162L161 126V124H162V122H163V119H164V117H163V119H162V117H161V115L159 116L158 114H157V112L158 111H154L153 109V106L151 105V103L149 102V105H148V108H149ZM228 106H229V104H228ZM23 107H26L25 105L23 106ZM75 107H77V106H75ZM204 107V106H203ZM203 107H202V111H203ZM215 107V106H214ZM214 107H212V108H214ZM220 108L222 107V105H220L219 106ZM227 107V106H226ZM233 106H231V108H232ZM239 107H237V108H239ZM14 108V109H13ZM20 108V107H19ZM82 108V107H81ZM80 108V109H81ZM84 108V107H83ZM209 108V109H210ZM223 108V107H222ZM221 108V109H222ZM236 108V109H237ZM22 109L23 108H21V111H22ZM35 109V108H34ZM71 109V108H70ZM73 109H75V108H73ZM77 109H78V107H77ZM118 109V108H117ZM208 109V110H209ZM216 109V108H215ZM1 110V109H0ZM24 110H25V108H24ZM24 110H23V112H24ZM28 110V109H27ZM79 110V109H78ZM78 110H77V114L79 115V113H78ZM125 110V109H124ZM127 110V109H126ZM129 111L128 112H131V114H132V112L134 111L131 107H129V109H128ZM157 110V109H156ZM207 110V109H206ZM217 110H218V107H217ZM223 110V109H222ZM227 110V109H226ZM229 110V109H228ZM21 111L19 112V113H21ZM33 111V110H32ZM82 111H84V109L82 110ZM116 111H118V110H116ZM115 111V112H116ZM120 111V110H119ZM214 111V109L212 110V112ZM225 111V110H224ZM223 111V112H224ZM234 111V109L232 110V112ZM4 112H2V110L0 111V114L2 113V115H4ZM26 112V111H25ZM39 112V111H38ZM104 112V111H103ZM106 112V111H105ZM104 112V113H105ZM198 112V111H197ZM204 113H206V112H208V111H203ZM203 112H201V116H202V113ZM209 112H211V111H209ZM211 112V113H212ZM215 112V111H214ZM219 112H220V109H219ZM227 112V111H226ZM18 113V112H17ZM18 113V114H19ZM34 113V112H33ZM40 113V112H39ZM44 113V112H43ZM64 113V112H63ZM110 113V112H109ZM137 113V112H136ZM135 113V114H136ZM199 113H200V111H199ZM203 113V114H204ZM210 113V114H211ZM216 113H218V111L216 112ZM225 113V112H224ZM223 113V114H224ZM229 113H231V112H229ZM35 114V113H34ZM81 114V113H80ZM117 114L118 113H114L111 117H109V119H111L110 120V122H109V127H107V125H105L107 128H105L104 130H105V132H107V133H105V135H104V137H102L103 139H104V142H106V146H107V143H108V135H114V131H112V130H115L114 129V126L116 125V123L118 124V126H119V128H120V130H122L121 128V126H120V123H121V125L123 124V123H125V118H124V116H121V115H123L122 114V111H121V115H120V117L119 116H117ZM125 114H126V112H125ZM134 114V115H135ZM209 114V113H208ZM222 114V115H223ZM11 115H13V114H11ZM15 115V114H14ZM20 115V114H19ZM23 115H24V113H23ZM46 115V114H45ZM64 115V114H63ZM87 115V114H86ZM85 115V116H86ZM119 115V114H118ZM130 115V114H129ZM137 115H139V113H137ZM143 115V114H142ZM200 115V114H199ZM219 115V114H218ZM226 116L228 115V112H227V114H225ZM60 116V115H59ZM103 116V115H102ZM128 116V115H127ZM190 116H191V114H190ZM200 116V117H201ZM206 116V115H205ZM209 115H207V117H208ZM224 116V115H223ZM224 116L222 119H224L223 120V122H219V121H217V123L219 122L220 124H219V126H217V128H216V130L215 131H212V132H210V134L212 135L213 134V132H218V131H220V129L219 128H222V127H224V126H226L228 123H229V117L227 116ZM17 117H18V115H17ZM17 117H15V118H17ZM20 117V116H19ZM27 117V116H26ZM46 117V116H45ZM80 117V116H79ZM84 117V116H83ZM123 117V118H122ZM140 117V116H139ZM138 117V118H139ZM189 117V116H188ZM206 117V118H207ZM215 117H217L216 115H215ZM1 118V117H0ZM7 118V117H6ZM5 118V119H6ZM59 118V117H58ZM81 118V117H80ZM129 118H131V117H128V119ZM133 118V117H132ZM131 118V119H132ZM137 118V117H136ZM144 118H146L145 116H144ZM195 119L197 118V116L196 117H194ZM198 118H199V116H198ZM202 118V117H201ZM211 118H213V117H211ZM220 118H221V115H220ZM2 119H3V117H2ZM10 119V118H9ZM32 119V118H31ZM41 119H42V117H41ZM63 119V118H62ZM77 119H79V118H77ZM77 119H75V120H77ZM90 119V118H89ZM127 119V118H126ZM140 119L143 121V118H141L140 117ZM147 119V118H146ZM152 119H150V122L152 121ZM189 119V118H188ZM195 119H192V121H194ZM200 119V118H199ZM6 120H8V119H6ZM11 120V119H10ZM9 120V121H10ZM80 120V119H79ZM99 120H101V119H99ZM148 120V119H147ZM159 120H160V122H159ZM201 120V119H200ZM199 120V122H201ZM205 120V119H204ZM208 120V119H207ZM211 121H210V124L212 125V120H214V119H210ZM218 120V119H217ZM220 120V119H219ZM22 121V120H21ZM58 121V120H57ZM59 121H61V120H59ZM63 121H65V120H63ZM62 121V122H63ZM78 121V120H77ZM80 121H82V120H80ZM94 121H96V119L94 120ZM127 121V120H126ZM221 121V120H220ZM7 122V121H6ZM17 122V121H16ZM20 122V121H19ZM73 122V121H72ZM79 122V121H78ZM107 122V121H106ZM132 122V121H131ZM206 122V121H205ZM208 122V121H207ZM215 122V121H214ZM213 122V123H214ZM13 123V122H12ZM80 123V122H79ZM82 123V122H81ZM164 123H165V121H164ZM164 123H163V127H164ZM191 123V122H190ZM195 123H197V120L195 121ZM202 123H203V121H202ZM216 123V124H217ZM38 124V123H37ZM69 124V123H68ZM85 124V123H84ZM87 124V123H86ZM101 124V123H100ZM137 124V123H136ZM136 124H135V126H136ZM141 124H144L143 122L141 123ZM148 124V123H147ZM189 124V123H188ZM201 124V123H200ZM205 124V126H206V123H204ZM204 124H202V125H204ZM8 125V124H7ZM45 125V124H44ZM52 125V124H51ZM80 125V124H79ZM78 125V126H79ZM81 125H83V124H81ZM96 125V124H95ZM130 125V124H129ZM128 125V126H129ZM132 125H134V123L132 124ZM131 125V126H132ZM198 125H199V123H198ZM207 125H209V123L207 124ZM58 126V125H57ZM72 126H74V125H71V127ZM142 126V125H141ZM143 126H145V125H143ZM157 126V125H156ZM166 126V125H165ZM189 126H192V124L191 125H189ZM195 126V125H194ZM197 126V125H196ZM205 126H203V128L205 127ZM213 126L214 125H212L211 127H212V129H213ZM216 126V125H215ZM13 127V126H12ZM66 127V126H65ZM74 127H77V124H75V126ZM86 127H88V126H86ZM151 127L153 128V126L151 125ZM207 127V126H206ZM209 127V126H208ZM3 128V127H2ZM42 128V127H41ZM57 128V127H56ZM56 128H54V129H56ZM96 128V127H95ZM101 128V127H100ZM104 128V127H103ZM118 128V129H119ZM132 128V127H131ZM138 129H139V127H137ZM142 128V127H141ZM151 128V129H152ZM155 128V127H154ZM180 128V127H179ZM193 128H195V127H193ZM193 128H192V130H193ZM200 128H202V127H200ZM202 128V129H203ZM215 128V127H214ZM5 129V128H4ZM7 129V128H6ZM63 129V128H62ZM81 129V128H80ZM87 129V128H86ZM89 129V128H88ZM127 129H128V127H127ZM134 129H136V128H134ZM145 129H147L148 130V127H146ZM149 130V132L151 131L152 132V130ZM159 129V128H158ZM161 129V128H160ZM175 129V128H174ZM188 129V128H187ZM186 129V130H187ZM190 129V128H189ZM188 129V130H189ZM197 129H199V128H197ZM210 129V128H209ZM217 129H219V130H217ZM39 130V129H38ZM66 130V129H65ZM73 130V129H72ZM90 130V129H89ZM117 130V129H116ZM124 130V129H123ZM122 130V131H123ZM128 130H130V128L128 129ZM132 130V129H131ZM146 130V131H147ZM155 130H156V128H155ZM196 130V129H195ZM194 130V131H195ZM214 130V129H213ZM11 131V130H10ZM53 131V130H52ZM82 131V130H81ZM86 131V130H85ZM122 131H120V132H122ZM135 131V130H134ZM159 131V130H158ZM179 131V130H178ZM185 131V130H184ZM191 131V130H190ZM193 131V132H194ZM200 131H202V130H200ZM204 131V130H203ZM202 131V132H203ZM205 131H209V130H205ZM60 132V131H59ZM78 132V131H77ZM127 132V131H126ZM133 132V131H132ZM132 132H131V134H132ZM136 132H137V130H136ZM141 132V131H140ZM144 132V131H143ZM150 132V133H151ZM157 132V131H156ZM189 132V131H188ZM197 132H198V130H197ZM36 133V132H35ZM58 133V132H57ZM65 133V132H64ZM72 133V132H71ZM87 133H88V135L90 136V134H89V131H87ZM103 133V134H104ZM123 134H125L124 132H122ZM128 133V132H127ZM158 133V132H157ZM175 133V132H174ZM181 133H182V135H183V132L181 131ZM190 133V132H189ZM205 133H207V132H205ZM47 134H48V132H47ZM85 134V133H84ZM99 133H96V135H98ZM102 134V135H103ZM141 134V133H140ZM152 134V133H151ZM151 134H149V136L148 137H151V140H152V136H150ZM197 134H199V133H197ZM197 134H194V133H192V134H188V136H186V135H183V136H185V138H183L182 140H181V142H179L178 143V141L180 140H178L177 141V143H178V145H176L175 143V145L176 146H178V150H183V153L182 154H184L183 156H185L186 155V158H185V160H183V163L185 164L184 166H183V171L185 170V169H187L186 168V166H189V169H190V160L189 159H187V155H188V153H187V151H186V148H185V143H186V141H188L190 138H192L193 137V135H197ZM210 134H207L208 135V137H209V135ZM35 135V134H34ZM55 135V134H54ZM138 135H139V132H138ZM154 135V134H153ZM157 135V134H156ZM172 135H173V132H172ZM171 135V136H172ZM177 135V134H176ZM181 135V136H182ZM206 135V136H207ZM39 136V135H38ZM58 136V135H57ZM67 136H69V135H67ZM75 136H77V135H75ZM100 136V135H99ZM109 136V137H110ZM115 138H114V140H112V144H115L116 146L113 148L114 150H112V151H116L115 153H114V158L113 159H115L116 161H118V162H120L121 164H122V162H127L128 163V166L127 165H123V168L124 167H126L125 168V170L127 171H124V174H123V176H124V178L125 179H127L128 180V182H130L131 183V185H132V187H130L129 188V192L131 193V199L130 200H132L133 201V205L131 206V209L132 208H134L133 206L135 205V208H137L138 210H139V213L138 212H134L133 214H134V216L135 217H137V219H135V221H136V223L137 222H139V220L141 219V221H142V219H143V217H146V220L144 219L143 220V223H141V224H146V221H150L151 220V218H149L150 220H147V217H148V209H151V207H152V209H154L153 208V206H155V207H157V210H158V212H160V214L161 215H163L162 213H164L163 211L164 210H167V212L168 211H170L171 210V208L169 207V205L168 204H162L163 202H159V199H161L160 198V194H162V191H161V188H162V185L164 186V181H165V179H166V177H169V176H167L166 174H165V177H164V180L161 178V173L163 174V169H166L168 166H166L168 163V160H170V156H169V154H170V151H168L167 153H165V148L166 147H164V144H165V142H164V144H163V140L162 141H160V142H157L156 143V145H154L153 146V140L152 141H150V142H147L146 140V149H144L142 146H141V144H140V142L139 141H132V140H130V139H124L123 137H121V134H115ZM124 136V135H123ZM129 136V135H128ZM174 136V135H173ZM180 136V137H181ZM78 138H79V136H77ZM92 137V136H91ZM97 137V136H96ZM113 137V136H112ZM132 137V135L130 136V138ZM144 137V136H143ZM177 137V136H176ZM2 138H3V135H2ZM1 138V139H2ZM47 138V137H46ZM72 138V137H71ZM77 138V139H78ZM101 138V139H102ZM111 138V137H110ZM109 138V139H110ZM137 138V137H136ZM175 138V137H174ZM206 138V137H205ZM0 139V140H1ZM48 139V138H47ZM85 139V138H84ZM87 139V138H86ZM89 139V138H88ZM97 139H98V137H97ZM140 139V138H139ZM164 139V138H163ZM172 138L170 137V140H171ZM79 140V139H78ZM136 140V139H135ZM148 140H150L149 138H148ZM167 140V139H166ZM169 140V141H170ZM174 140V139H173ZM177 140V139H176ZM71 141V140H70ZM74 141V140H73ZM85 141V140H84ZM88 140H86V142H87ZM165 141V140H164ZM175 141V140H174ZM173 141V142H174ZM85 142V143H86ZM110 142H111V139H110ZM172 142V141H171ZM53 143V142H52ZM92 143V142H91ZM142 143V142H141ZM104 144V143H103ZM109 144V143H108ZM53 145V144H52ZM87 145V144H86ZM92 145V144H91ZM90 145V146H91ZM109 145H111V144H109ZM107 146L108 147V149L110 148V146ZM145 145V144H144ZM105 145H103V147H104ZM106 146L104 147V149H106ZM53 147V146H52ZM55 147H56V145H55ZM171 147V146H170ZM63 148V147H62ZM100 148V147H99ZM83 149V148H82ZM111 149V148H110ZM167 149V148H166ZM177 149V148H176ZM56 150V149H55ZM171 150V149H170ZM106 151H107V149H106ZM111 151V152H112ZM80 152V151H79ZM84 152V151H83ZM86 152V151H85ZM178 152V151H177ZM182 152V151H181ZM56 153V152H55ZM95 153V152H94ZM100 153V152H99ZM99 153H98V155H99ZM107 153V152H106ZM175 153H176V151H175ZM71 154V153H70ZM87 154H88V152H87ZM181 154V155H182ZM172 155V154H171ZM178 155H179V153H178ZM75 156V155H74ZM108 156V155H107ZM94 157V156H93ZM99 157V156H98ZM112 157V156H111ZM174 157V156H173ZM182 157V156H181ZM227 157H228V155H227ZM66 159V158H65ZM69 159V158H68ZM95 159V158H94ZM171 159H172V157H171ZM184 159V158H183ZM186 159H187V161H186ZM106 160V159H105ZM174 160V159H173ZM177 160V159H176ZM179 160V159H178ZM181 160H182V158H181ZM178 162V161H177ZM75 163H77V162H75ZM94 163V162H93ZM99 163V162H98ZM97 163V164H98ZM167 163V164H166ZM182 163V164H183ZM72 164V163H71ZM96 164V163H95ZM90 165V164H89ZM170 165V164H169ZM104 166V165H103ZM122 166V165H121ZM165 166H166V168H165ZM172 166V165H171ZM176 166H177V163H176ZM180 166H182L181 164H180ZM94 168H95V166H93ZM184 167H185V169H184ZM101 168V167H100ZM111 169V168H110ZM129 169V170H128ZM169 169V168H168ZM173 169H174V167H173ZM104 170V169H103ZM120 170H121V168H120ZM163 170V171H162ZM167 170V169H166ZM91 171V170H90ZM102 171V170H101ZM103 172V171H102ZM121 172V171H120ZM167 172H168V170H167ZM94 173V172H93ZM97 174V173H96ZM99 174V173H98ZM101 174V173H100ZM105 174V173H104ZM176 174V173H175ZM174 174V175H175ZM75 175H77V174H75ZM122 175V174H121ZM99 176V175H98ZM116 176V175H115ZM164 176V175H163ZM179 176H182V180H183V182H184V184L187 186L186 187V189L187 188H190V190H192L191 189V185H190V183H189V180H188V175H187V173L186 172H183L182 173V175H179ZM74 177V176H73ZM103 177V176H102ZM106 177V176H105ZM104 177V178H105ZM172 178H173V174H172V176H171ZM66 178H67V176H66ZM92 178V177H91ZM122 178V177H121ZM68 179V178H67ZM74 179V178H73ZM88 179V178H87ZM107 179V178H106ZM171 179V178H170ZM71 180V179H70ZM122 180V179H121ZM126 180V181H127ZM91 181V180H90ZM102 181V180H101ZM105 181V180H104ZM89 182V181H88ZM99 182V181H98ZM112 182V181H111ZM125 182V181H124ZM75 183H77V182H75ZM86 183V182H85ZM90 183H92V182H90ZM96 183V182H95ZM174 183V182H173ZM86 184H88V183H86ZM124 184V183H123ZM123 184H121V185H123ZM169 184V183H168ZM175 184V183H174ZM92 185V184H91ZM98 185V184H97ZM119 185V184H118ZM128 185V184H127ZM112 186V185H111ZM125 186V185H124ZM176 186V185H175ZM100 187V186H99ZM101 188V187H100ZM122 188V187H121ZM120 188V189H121ZM126 188V187H125ZM89 189V188H88ZM91 190H92V188H90ZM94 189V188H93ZM97 189V188H96ZM106 189V188H105ZM115 189H116V187H115ZM124 189V188H123ZM91 190H89V191H91ZM118 190V189H117ZM116 190V191H117ZM127 190V189H126ZM189 190V189H188ZM189 190V191H190ZM87 191V190H86ZM95 191V190H94ZM123 191V190H122ZM161 191V192H160ZM168 191H169V189H168ZM99 192V191H98ZM117 193V192H116ZM170 193V192H169ZM169 193H167V194H169ZM102 194V193H101ZM100 194V196H102ZM119 194V193H118ZM122 194H123V192H122ZM127 194V193H126ZM167 194H166V196H167ZM77 195V194H76ZM92 195V194H91ZM90 195V196H91ZM99 195V194H98ZM121 195V194H120ZM130 195V194H129ZM128 195V196H129ZM170 195V194H169ZM203 196H204V194H202ZM87 196V195H86ZM95 196V195H94ZM126 196V195H125ZM162 196V195H161ZM96 197H98V196H96ZM103 197V196H102ZM121 197V196H120ZM170 197V196H169ZM168 197V198H169ZM115 198H116V195H115ZM117 198H119V196L117 197ZM129 198H130V196H129ZM171 198L173 199V201H174V198L172 197V194H171ZM185 198L189 201V204L190 205H192L191 204V201L185 196ZM81 199V198H80ZM94 199V198H93ZM140 199H141V201H140ZM155 199H156V201H155ZM183 199V198H182ZM186 199H184V200H186ZM83 200V199H82ZM92 200V199H91ZM112 200V199H111ZM115 200V199H114ZM117 200V199H116ZM115 200V201H116ZM162 200H163V198H162ZM166 201H165V203L166 202H168L167 201V199H165ZM204 200V199H203ZM94 201V200H93ZM105 201V200H104ZM108 201V200H107ZM106 201V202H107ZM124 201H125V199H124ZM205 201V200H204ZM88 202V201H87ZM106 202H103V203H105L106 204ZM111 202V201H110ZM116 202H118V201H116ZM121 202V201H120ZM119 202V203H120ZM151 202V203H150ZM172 202V201H171ZM186 203H188L187 201H185ZM85 203V202H84ZM94 203V202H93ZM128 203H129V201H128ZM92 204V203H91ZM122 204V203H121ZM126 204V203H125ZM169 204H172V203H169ZM176 203H175V201H174V206L176 207V205H175ZM188 204V205H189ZM88 205V204H87ZM117 205H119L118 203H117ZM123 205H124V203H123ZM190 205H189V208H190V210H192L191 208L192 207H190ZM104 206H106V205H104ZM108 206V205H107ZM110 206V205H109ZM121 206V205H120ZM127 206V205H126ZM111 207V206H110ZM123 207V206H122ZM174 207V208H175ZM186 207V206H185ZM114 208V207H113ZM115 208H117L118 209V207H115ZM124 208H126V207H124ZM123 208V209H124ZM127 208H128V206H127ZM188 208V207H187ZM188 208V209H189ZM122 209V208H121ZM130 209V210H131ZM151 209V210H152ZM164 209V210H163ZM94 210V209H93ZM105 210V209H104ZM111 210V209H110ZM120 210V209H119ZM133 210V209H132ZM136 210V209H135ZM137 210V211H138ZM141 210V211H140ZM151 210H149L150 212H152ZM106 211V210H105ZM155 211V210H154ZM174 211H175V209H174ZM119 212V211H118ZM131 211H129V213H130ZM149 212V213H150ZM166 212V211H165ZM166 212V213H167ZM186 212H187V210H186ZM185 212V213H186ZM122 213V212H121ZM170 213H171V211H170ZM174 214H176V212H173ZM188 213H189V211H188ZM194 213V212H193ZM193 213H192V211H191V213H189V214H192L193 215ZM127 214V213H126ZM141 214V215H140ZM168 215H169V213H168ZM168 215H165V216H168ZM177 215V214H176ZM194 215H196V214H194ZM122 216V215H121ZM134 216H133V218H134ZM155 216V215H154ZM172 216H173V214H172ZM175 216V215H174ZM179 216H180V214H179ZM150 217V216H149ZM156 217H157V214H156ZM155 217V218H156ZM176 217V216H175ZM181 217V216H180ZM179 217V218H180ZM187 217V216H186ZM194 217H196V216H194ZM110 218H111V216H110ZM181 218H183V217H181ZM193 218V217H192ZM154 219V218H153ZM167 219V218H166ZM166 219H164L163 218V220H166ZM172 219H175V218H172ZM178 218H176V220H177ZM217 219V218H216ZM119 220V219H118ZM128 220V219H127ZM157 220V219H156ZM162 220V219H161ZM175 220V221H176ZM180 220V219H179ZM182 221H183V219H181ZM112 221V220H111ZM121 221V220H120ZM140 221V222H141ZM155 221V220H154ZM174 221V220H173ZM172 221V222H173ZM178 221V220H177ZM89 222V221H88ZM114 222V221H113ZM125 222V221H124ZM159 222V221H158ZM163 222V221H162ZM161 222V223H162ZM166 222V221H165ZM165 222H163V224L165 223ZM179 222V221H178ZM194 222V221H193ZM148 223V222H147ZM154 223V222H153ZM157 223V222H156ZM106 224H107V222H106ZM138 224V228H137V230L136 231H138V230H142L143 228H145V227H141V225L139 224V223H137ZM136 224V225H137ZM149 224H152V223H149ZM158 224V223H157ZM162 224V225H163ZM176 224V223H175ZM179 224V223H178ZM192 224V223H191ZM194 224H195V222H194ZM202 224V223H201ZM139 225H140V227L142 228H140L139 227ZM148 225V224H147ZM174 225V224H173ZM184 225V224H183ZM149 226V225H148ZM190 226V225H189ZM188 226V227H189ZM152 227V226H151ZM162 227L163 226H161V229H162ZM176 227L177 228H179L178 227V225H176ZM199 227H200V225H199ZM153 228V227H152ZM173 228V227H172ZM175 228V227H174ZM180 228H182V227H180ZM145 229H147V228H145ZM190 229V228H189ZM205 229V228H204ZM84 230V229H83ZM172 230H174V229H172ZM184 230V229H183ZM188 230V229H187ZM20 231V230H19ZM139 231V232H140ZM143 231V230H142ZM142 231H141V233H142ZM174 231H176V230H174ZM181 231H182V229H181ZM22 232H23V230H22ZM103 232V231H102ZM143 232H145V231H143ZM184 233H185V231H183ZM188 232V231H187ZM194 232V231H193ZM202 232V231H201ZM177 232H175L174 233V235L176 234ZM180 233V229H179V232H178V234ZM184 233H181V234H184ZM197 231H196V235H197ZM202 233H204V232H202ZM111 234V233H110ZM123 234V233H122ZM139 234V233H138ZM144 234H146V232L144 233ZM161 234V233H160ZM170 234H172L171 232H170ZM189 234H190V232H189ZM24 235V234H23ZM108 235V234H107ZM142 235V234H141ZM147 235H148V233H147ZM184 235H188V234H184ZM183 235V236H184ZM191 235V234H190ZM203 234H198V236H202ZM28 236V235H27ZM109 236V235H108ZM111 236V235H110ZM120 236H121V234H120ZM143 236V235H142ZM142 236H140L139 235V237H142ZM168 236H170V235H168ZM179 237H180V235H178ZM177 236V237H178ZM193 236V235H192ZM192 236H189V238L190 237H192ZM13 237V236H12ZM145 237V239H146V236H144ZM144 237H142V238H144ZM162 237V236H161ZM182 237V236H181ZM186 237H188V236H186ZM203 237V236H202ZM205 237V236H204ZM203 237V238H204ZM75 238V237H74ZM101 238V237H100ZM148 238V237H147ZM171 238H173V236L171 237ZM174 238H175V236H174ZM183 238V237H182ZM195 238H196V236H195ZM205 238H207V237H205ZM97 239V238H96ZM99 239V238H98ZM114 239V238H113ZM149 239V238H148ZM147 239V240H148ZM191 239H193V238H191ZM202 238L200 237L199 238V240H201ZM139 240V239H138ZM207 240H209V239H206V243H208L209 244V241H207ZM98 241V240H97ZM101 241V240H100ZM115 241V240H114ZM142 241V240H141ZM159 241V240H158ZM172 241H174L173 239H172ZM184 241V240H183ZM195 241H197V239H195ZM202 241H203V239H202ZM201 241V243L199 244V246H198V253L196 254L197 256H198V264H220V263H206V261H208L207 259H206V255H210L211 256V254H210V250H211V246H209L208 244H206L204 241H205V239H204V241L202 242ZM33 242H34V240H33ZM88 242V241H87ZM171 242V241H170ZM185 242H186V240H185ZM194 242V241H193ZM38 243V242H37ZM81 243V242H80ZM102 243H104V242H102ZM140 243H142V242H140ZM184 243V242H183ZM36 244V243H35ZM73 244V243H72ZM148 244V243H147ZM172 244V243H171ZM174 244V243H173ZM181 244V243H180ZM126 245H127V243H126ZM142 245V244H141ZM170 245V244H169ZM168 245V246H169ZM176 245H177V242H176ZM212 245V244H211ZM41 246V245H40ZM104 246V245H103ZM159 246H160V244H159ZM171 246V245H170ZM180 246V245H179ZM189 246V245H188ZM191 246V245H190ZM35 247V246H34ZM91 247V246H90ZM158 247V246H157ZM161 247V246H160ZM1 248V247H0ZM3 248V247H2ZM104 248V247H103ZM115 248V247H114ZM145 248V247H144ZM167 248V247H166ZM176 248H177V246H176ZM180 248V247H179ZM210 248V249H209ZM4 249V248H3ZM42 249V248H41ZM117 249V248H116ZM119 249V248H118ZM148 249V248H147ZM189 249V248H188ZM191 249V248H190ZM43 250V249H42ZM114 250V249H113ZM126 250V249H125ZM128 250V249H127ZM130 250V249H129ZM142 250V249H141ZM173 250V249H172ZM44 251V250H43ZM89 251V250H88ZM171 252V250H168V252ZM174 251H176V249L174 250ZM187 251V250H186ZM194 251V250H193ZM196 251V250H195ZM194 251V252H195ZM138 252V251H137ZM177 252V251H176ZM189 252H190V250H189ZM216 252V251H215ZM25 253V252H24ZM109 253V252H108ZM118 253V252H117ZM121 253V252H120ZM143 253V252H142ZM180 254H181V252H179ZM217 253V252H216ZM38 254V253H37ZM40 254V253H39ZM135 254H136V251H135ZM163 254H165L167 257H168V262H166L165 264H170L169 263V256L171 255V253H170V255L169 254H167V252L165 253V252H163ZM162 254V255H163ZM179 254V255H180ZM213 254H214V259H218V258H215V253H214V251H213ZM121 255V254H120ZM123 255V254H122ZM130 255V254H129ZM192 255V254H191ZM195 255V254H194ZM195 255V256H196ZM106 256V255H105ZM128 256V255H127ZM137 256V255H136ZM154 256V255H153ZM161 256V255H160ZM165 256V257H166ZM210 256H208L209 258H210ZM218 256V255H217ZM5 257H8V256H5V249L4 250H1L0 249V263H2V264H10V262H11V260L13 259L12 257H10V258H5ZM29 257V256H28ZM43 257V256H42ZM82 257V256H81ZM86 257V256H85ZM171 257H174V255L172 254V256ZM189 257V256H188ZM84 258V257H83ZM82 258V259H83ZM129 258V257H128ZM152 258V257H151ZM208 258V259H209ZM37 259V258H36ZM35 259V260H36ZM110 259H113V258H110ZM118 259V258H117ZM150 259V258H149ZM162 259H164V257L162 258ZM175 259H177V258H175ZM182 259H185V258H182ZM188 259V258H187ZM211 259V258H210ZM213 259V260H214ZM27 260V259H26ZM31 260H32V258H31ZM86 260V259H85ZM152 260V259H151ZM167 260V259H166ZM186 260V259H185ZM197 260V259H196ZM212 260V259H211ZM49 261V260H48ZM100 261V260H99ZM159 261V259H157V262ZM187 261V260H186ZM186 261H184L183 263L184 264H186L185 262ZM191 261V260H190ZM210 261V260H209ZM208 261V262H209ZM17 262V261H16ZM28 262H29V260H28ZM45 262V261H44ZM43 262V263H44ZM115 262H116V260H115ZM142 262V261H141ZM171 262V261H170ZM194 262V261H193ZM217 262V261H216ZM230 262V261H229ZM238 261L237 260H234V261H232L231 263H229V264H238L237 263ZM12 264H13V262H11ZM37 263H38V261H37ZM103 263V262H102ZM123 263V262H122ZM156 263V261L154 262V263H148V264H155ZM179 263H180V261H179ZM22 264V263H21ZM33 264V263H32ZM158 264V263H157ZM163 264V263H162ZM174 264V263H173ZM176 264V263H175ZM181 264V263H180ZM188 264V263H187ZM190 264H192V263H190ZM256 264H264V258H262L261 259V261H259L258 263H256Z\"/></svg>",
	"mask_w": 264,
	"mask_h": 264
},
{
	"label": "crops",
	"instance_id": "3",
	"mask_svg": "<svg viewBox=\"0 0 264 264\" xmlns=\"http://www.w3.org/2000/svg\"><path fill=\"white\" fill-rule=\"evenodd\" d=\"M183 63H185L184 61H183ZM182 63V64H183ZM102 64V63H101ZM100 64V66L101 67H105L103 64L101 65ZM184 65V64H183ZM107 67V66H106ZM108 68V67H107ZM103 69V71L104 72H106L107 73V75H106V73H105V75L106 76H108V74H109V72L107 71V69L105 68H102ZM110 76H112V73L110 72ZM198 135V134H197ZM237 147H238V145H237ZM237 147H235V148H237ZM186 148V147H185ZM186 151H187V149H186ZM187 153H188V151H187ZM92 164V163H91ZM92 166V168H91V171H90V176L92 177L91 179V181H90V179H87V181H86V183H88V181H90V182H92V183H94V184H99V176L98 175H100V174H98L99 172V166H98V164H92L91 165ZM93 166H95V168L93 167ZM123 166V165H122ZM195 166V165H194ZM121 168H123V167H121ZM126 168V167H125ZM94 172V173H93ZM97 173V174H96ZM194 173H195V175L198 177V174H199V172H198V170L196 169V166H195V170H194ZM7 174H9L8 173V171L5 169V168H0V186H1V180L4 178V177H6V175ZM188 175V174H187ZM190 179V177L188 176V180ZM11 183L13 182V181H10ZM96 182V183H95ZM189 183H190V185L192 184V182H191V179L189 180ZM100 186V185H99ZM23 188V185H21V186H19L18 188H16L15 190H14V194H13V196L16 194V196H14V198L12 197V199H11V201L9 202V205L6 207V205H5V199L3 198V196H2V190H1V187H0V215H5V210L6 209H8V208H10L12 211H14V212H17L18 214H20V211H19V209H18V206H19V203H18V201H15V199L17 198V196L19 195V192H20V190ZM95 191H99L100 192V190H97L96 188L94 189ZM203 190H204V192L206 193V191H207V189L204 187L203 188ZM102 191V190H101ZM86 196V195H85ZM187 196V198L191 201V204L193 205V202H192V199L190 198V196L189 195H186ZM87 197V196H86ZM91 198H96V196H91ZM114 199H116L115 197H113ZM131 198V197H130ZM103 199H105V197H103ZM6 207V208H5ZM193 209L195 210V207H194V205H193ZM195 213L197 214V212H196V210H195ZM261 230V229H260ZM259 244H257V246H258Z\"/></svg>",
	"mask_w": 264,
	"mask_h": 264
}]
</instances>
